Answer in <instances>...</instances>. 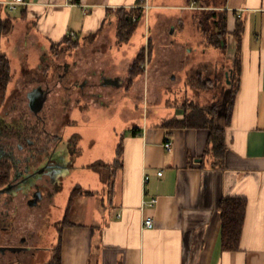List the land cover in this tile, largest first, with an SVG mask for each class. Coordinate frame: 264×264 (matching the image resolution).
Instances as JSON below:
<instances>
[{"label":"crops","instance_id":"crops-1","mask_svg":"<svg viewBox=\"0 0 264 264\" xmlns=\"http://www.w3.org/2000/svg\"><path fill=\"white\" fill-rule=\"evenodd\" d=\"M8 1L0 0L5 7L3 15L11 12L5 5ZM26 2L13 12L23 20H32L34 29L25 42L44 55L67 37L108 45L114 33L120 43L117 31L121 10L134 8L140 1ZM149 3L156 11L168 6ZM221 3L216 6L227 10L228 54L233 49L228 72L237 88L230 118V87L216 118L217 125L225 129L221 163H215L217 157L209 151V130H168L160 127L163 121L145 120L133 129L136 133L123 137V168L112 187L104 183L106 188L98 191L81 186L97 194L75 198L71 209L78 199L79 209L86 212L80 211L74 220L71 215V223L60 225L62 264H264V0ZM169 6L193 11L209 8L197 0ZM150 9L145 18L147 45L156 41L162 17L173 18L156 12L152 26ZM238 22L243 25L239 43L235 36ZM174 31L173 25L170 33ZM25 42L18 48L26 55ZM237 54L240 69L234 73ZM114 79H118L117 84H105H122L120 78ZM184 115L178 111L176 118ZM167 140L172 142L171 150L164 146ZM159 171L162 175L157 174ZM228 197L247 199L240 248L235 251L223 249L220 203ZM152 198L157 199L153 207L148 205ZM67 209L68 205L65 213ZM148 217L154 220L152 228L144 226Z\"/></svg>","mask_w":264,"mask_h":264},{"label":"rangeland","instance_id":"rangeland-1","mask_svg":"<svg viewBox=\"0 0 264 264\" xmlns=\"http://www.w3.org/2000/svg\"><path fill=\"white\" fill-rule=\"evenodd\" d=\"M155 1L168 6L159 11L150 9L152 26L158 17L156 12L173 18L162 17L160 31L155 35L157 39L151 42L152 55L151 49L146 50L145 71L133 83H128L126 67L147 46L146 13L128 42L118 43L114 33L110 35L108 45H95L90 40L80 42L72 37L73 40L54 45L52 51L43 55L35 45L25 42L28 33L34 29L32 20H23L18 12H10L15 27L2 37L1 49L10 59L12 79L7 102L0 113L8 121L25 117L33 126L43 123V129L49 139L52 138L47 144L50 150L55 145L54 134L62 138L53 152V163L59 169L53 182L49 175L44 176L51 183L41 195H36H40L39 205L29 207L26 204L29 195H18L16 200L18 229L22 231L26 225L34 235L39 231L38 244L43 249L37 254L35 262L38 264H47L51 260L59 239L60 222L65 218L73 189L77 186L98 191L106 188L99 173L90 167L93 162L112 163L121 139L131 135L133 129L141 127L147 119L150 123L152 120L164 121L176 117L178 111L185 114L193 107L218 102L221 105L225 101V92L233 80L229 75L228 83L226 76L232 67L228 41L226 38L225 47L212 45L222 27L219 16L216 18L219 26L214 24L212 17L205 24L202 21L213 10L221 14L223 6L217 9L216 5L227 0H200L209 4L203 11L169 6L183 4L185 0H151V3ZM173 25L175 31L171 34ZM20 42H25L26 55L18 48ZM230 51L232 54L233 49ZM235 60L233 67H236ZM105 78H120L122 84H105ZM37 87L46 90L47 96L39 115L32 110L28 96ZM73 135L80 136V153L70 146L69 139ZM32 136L38 140L32 148H44L46 152L47 136L40 131L33 132ZM0 142L11 144L16 151L19 149L17 137ZM45 152L40 156L43 157ZM35 161L33 163L37 164ZM39 183L42 185L45 181ZM34 189L35 185L32 191ZM77 200L71 209L72 220L80 211L86 212V209H79L81 200Z\"/></svg>","mask_w":264,"mask_h":264},{"label":"trees","instance_id":"trees-1","mask_svg":"<svg viewBox=\"0 0 264 264\" xmlns=\"http://www.w3.org/2000/svg\"><path fill=\"white\" fill-rule=\"evenodd\" d=\"M200 1V0H197ZM209 1V0H208ZM5 7L0 3V41L4 35L9 34L14 28L13 18L10 13L3 15V10ZM123 11L119 18L118 25V40L120 43H125L130 40L136 31L139 23L145 18V10L142 8H131L129 10H121ZM220 17V22L222 27H220L218 39L213 46L216 47H225L226 38L228 36V16L227 10H223L221 14L213 10L211 14L208 16L205 15L203 24L206 23L211 17L214 19V24L219 26L216 20L217 17ZM136 17V21H133V18ZM243 32V25L241 22H238L235 29V36L238 39V43L241 39ZM218 33V32H217ZM73 40L72 37H67L65 41ZM151 49V42L143 47L138 55L131 62L130 67L128 69V83H133L137 77L142 75L145 71V54L146 50ZM152 49L150 50V55H152ZM239 53V48L237 50ZM149 56V55H148ZM235 66L233 67V72H237L240 69L238 54L235 60ZM12 79V68L10 59L7 54H5L1 49L0 44V112L1 109L5 106L8 99V89L9 84ZM231 88L230 97L228 100V119L231 116V111L234 105L237 88L234 86V81L231 79V83L229 84ZM220 103H213L209 106L204 107H193L190 112L185 113L182 118H169L164 120L160 127L166 128L168 130L173 129H207L209 130V143L210 149L209 151L214 152L217 160L215 163H221V159L225 153V129L218 126L216 123V118L218 116ZM0 124H5V119L2 117L0 113ZM43 124V123H42ZM41 126L37 123L32 128V132L40 131V133H44L43 125ZM9 126L18 129L20 126H24V123L20 121L14 122V126L9 124ZM43 129V132H42ZM46 133V132H45ZM136 133V130L133 131ZM45 135V134H44ZM48 138V143L52 140L49 139V135H45ZM56 140L57 138L54 137ZM62 139V138H60ZM57 141V140H56ZM55 141V142H56ZM80 141L79 135H73L70 139V146L73 147L77 153H80V149L78 148V143ZM53 149V148H52ZM34 151L38 152V155H41V149H34ZM123 154H124V138L121 139L118 147L116 149V158L114 162L107 163L103 160H97L93 162L90 167L99 173L101 180L103 183L107 184L109 187H112L113 181L118 174V172L123 168ZM37 156V158L39 157ZM96 192L85 190L81 186H77L73 189L70 200L68 204V209L65 213V218L60 222L61 226H65L71 222V205L75 198L80 196H90L95 195ZM220 209L222 213V237H223V249L226 251H235L240 248L242 233L244 229L245 216L247 212V199L245 197H228L224 198L220 203ZM62 246L61 243H58L56 248L53 250V254L49 264H62Z\"/></svg>","mask_w":264,"mask_h":264},{"label":"flooded vegetation","instance_id":"flooded-vegetation-1","mask_svg":"<svg viewBox=\"0 0 264 264\" xmlns=\"http://www.w3.org/2000/svg\"><path fill=\"white\" fill-rule=\"evenodd\" d=\"M1 115L5 119V124H0V141L17 137L19 138V149L16 151L11 144L0 142V264H38L35 260L38 252L43 249L38 244L40 242L39 231L34 235L32 230L26 229V225L22 231L18 229L16 200L18 195H29L26 204L30 207L35 198L37 199L35 205H39L40 193L47 190L50 181H54V175L59 169V166L53 163V152L61 139L57 138L58 134H54L57 141L50 150L46 138L47 150L45 152L44 148H40L41 154L45 152L41 157L32 148L38 140L32 138L33 125L31 122H28L25 117L8 121L5 115ZM16 121L24 123V126L18 129L9 126V124L14 126ZM44 134L48 135L45 132ZM33 161L36 163L38 161V163L34 164ZM45 175H49L51 180L48 181V178L45 180ZM43 181L45 184L41 185L39 182ZM33 185H35L34 191H32ZM36 194L40 195L37 197Z\"/></svg>","mask_w":264,"mask_h":264},{"label":"built area","instance_id":"built-area-1","mask_svg":"<svg viewBox=\"0 0 264 264\" xmlns=\"http://www.w3.org/2000/svg\"><path fill=\"white\" fill-rule=\"evenodd\" d=\"M139 4L135 7H139L145 10V13H147L150 9V3L149 0H139ZM27 4L26 0H10L5 3L6 7L9 11L13 12L18 9L19 6ZM133 21H136V17L133 18ZM165 148L167 150H171L172 148V142L170 140H167L164 144ZM158 175H162V171L157 172ZM149 180V176L145 177V181ZM157 203L156 198H152L148 205L153 207ZM144 226L146 228H152L154 226V220L152 217H148L144 221Z\"/></svg>","mask_w":264,"mask_h":264},{"label":"water","instance_id":"water-1","mask_svg":"<svg viewBox=\"0 0 264 264\" xmlns=\"http://www.w3.org/2000/svg\"><path fill=\"white\" fill-rule=\"evenodd\" d=\"M227 79L229 77V72L226 73ZM118 79H111V78H105L104 83H112V84H117ZM228 83H230V80L228 79ZM29 99H30V106L32 110L38 114L42 108L44 107V103L46 101V90L42 89V87H38L33 89L31 92L28 94ZM39 193V192H38ZM37 195V194H36ZM35 195V196H36ZM37 199H33L31 204H35Z\"/></svg>","mask_w":264,"mask_h":264}]
</instances>
